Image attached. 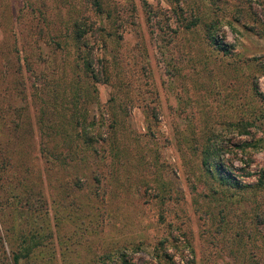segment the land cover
Segmentation results:
<instances>
[{"label": "rangeland", "instance_id": "obj_1", "mask_svg": "<svg viewBox=\"0 0 264 264\" xmlns=\"http://www.w3.org/2000/svg\"><path fill=\"white\" fill-rule=\"evenodd\" d=\"M98 1L0 0V264H264V0Z\"/></svg>", "mask_w": 264, "mask_h": 264}, {"label": "trees", "instance_id": "obj_2", "mask_svg": "<svg viewBox=\"0 0 264 264\" xmlns=\"http://www.w3.org/2000/svg\"><path fill=\"white\" fill-rule=\"evenodd\" d=\"M94 4L96 6H100L99 1L98 0H94ZM74 29H75V33L74 36L76 37V39L78 41H81L83 35L86 32V29L84 27V22L82 20L76 19L74 21ZM84 47H86V50L84 51V53L82 54V61H83V65L85 67V69L89 72V75L92 77V79L94 81H107V75H106V70L104 68V64H103V59L102 58H98V57H94L93 54V50L89 47V45L87 43H83ZM97 64L99 65V67H97ZM254 120H259L258 116H254ZM93 122H90V124H92ZM254 126L253 122H246L244 120H240L237 123L234 124V127L238 130V132L240 131L241 133H246L249 134L250 139L248 140H241L239 142H235L234 140L232 141H226L223 143V139L218 140V142H220L219 145H217V141H216V145L215 142H213L212 144L214 146H211L212 148L209 150H207V152H205V158L203 159V163H204V169L206 171L207 174H209V178L214 179V174L210 168V165L212 163V161L210 159H213V154H216V156L218 155L217 150L221 151L224 150V148H227V146H238L242 151L244 152H248V148L251 147L252 142H255V134H251L250 130L248 129L249 127ZM95 140V138H93ZM93 139H90L89 137L86 139L89 142H91ZM214 147V148H213ZM216 149V150H215ZM230 151H232L230 149ZM219 167V165H218ZM222 169H226L225 166H221ZM264 177H258L256 179L255 182H241L235 175H231V176H223L221 175L220 178H216L217 181H219V185H224V186H230V187H234L236 189H240L241 191L238 192L240 195L245 194L247 191H245V188H250L252 189V193L257 192L258 189L260 188H264ZM230 179L232 181H230ZM254 198L250 199L252 202V204L255 205L256 209L259 206V199L257 198V194H254ZM120 260L122 262H124V264H134L131 262V260L129 258H127V256L125 254H120Z\"/></svg>", "mask_w": 264, "mask_h": 264}]
</instances>
